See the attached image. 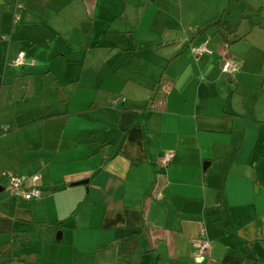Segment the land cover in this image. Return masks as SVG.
Listing matches in <instances>:
<instances>
[{
	"label": "crops",
	"instance_id": "0c3cea01",
	"mask_svg": "<svg viewBox=\"0 0 264 264\" xmlns=\"http://www.w3.org/2000/svg\"><path fill=\"white\" fill-rule=\"evenodd\" d=\"M246 5L0 0V264H264V65L238 27L198 33Z\"/></svg>",
	"mask_w": 264,
	"mask_h": 264
},
{
	"label": "built area",
	"instance_id": "2783aa9c",
	"mask_svg": "<svg viewBox=\"0 0 264 264\" xmlns=\"http://www.w3.org/2000/svg\"><path fill=\"white\" fill-rule=\"evenodd\" d=\"M18 6L19 5L17 4V7ZM16 19H18V15L14 14V20ZM209 41H210L209 38H206L202 41V43L198 45L190 46V51L192 52L193 55H201L210 52L208 47ZM24 58H25L24 52L23 51L18 52L16 57L12 61L13 65L15 66L23 65ZM222 69L223 71L232 74V70L230 69V65L228 63H224L222 65ZM116 101H118L117 97L112 100V103H115ZM1 128L5 129V127L3 126H1ZM173 156H174L173 152H165L163 154L162 160L163 162L166 163L170 161L173 158ZM2 177L8 180V190L9 193L12 195L20 197L25 201L41 196V191L38 186L39 175L37 174L15 175L11 172H3ZM209 245L210 243L205 236V228L200 227L199 237L197 241V249L195 254L197 256L205 255L209 248Z\"/></svg>",
	"mask_w": 264,
	"mask_h": 264
},
{
	"label": "rangeland",
	"instance_id": "374dc122",
	"mask_svg": "<svg viewBox=\"0 0 264 264\" xmlns=\"http://www.w3.org/2000/svg\"><path fill=\"white\" fill-rule=\"evenodd\" d=\"M249 8L250 9L246 12V14L249 15V18L240 19L236 36H231L230 38L242 40L244 37L241 34L246 33L247 47L252 45V52L249 54L247 60L253 57V59L256 58L258 62H262L264 65V8L255 7L251 9V6ZM226 16H228V13H226ZM229 18L230 17H226L222 20L229 21ZM209 31L213 34V30L209 29ZM4 192L5 190L2 191V193Z\"/></svg>",
	"mask_w": 264,
	"mask_h": 264
},
{
	"label": "trees",
	"instance_id": "16d2710c",
	"mask_svg": "<svg viewBox=\"0 0 264 264\" xmlns=\"http://www.w3.org/2000/svg\"><path fill=\"white\" fill-rule=\"evenodd\" d=\"M238 0H228V3L237 2ZM250 9L249 6H245L238 14L236 19L233 22H229L221 19V15L218 16L215 20L207 22L203 27L198 30V33L206 31L208 28L214 27L216 32L220 33L222 36L234 35L238 27L240 19H247L249 15L246 14L247 10ZM236 38L230 39V41H235ZM228 40V42H230ZM138 231H131L123 235L119 240V245L122 253L125 255H133L138 245Z\"/></svg>",
	"mask_w": 264,
	"mask_h": 264
},
{
	"label": "water",
	"instance_id": "95a60500",
	"mask_svg": "<svg viewBox=\"0 0 264 264\" xmlns=\"http://www.w3.org/2000/svg\"><path fill=\"white\" fill-rule=\"evenodd\" d=\"M3 190V188L0 186V191H2Z\"/></svg>",
	"mask_w": 264,
	"mask_h": 264
}]
</instances>
